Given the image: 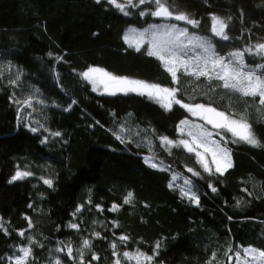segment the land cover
<instances>
[{
    "label": "trees",
    "instance_id": "obj_1",
    "mask_svg": "<svg viewBox=\"0 0 264 264\" xmlns=\"http://www.w3.org/2000/svg\"><path fill=\"white\" fill-rule=\"evenodd\" d=\"M169 6L199 26L141 17L151 10L147 4L128 6L126 16L107 0H0V264H12L8 257L23 246L32 248L29 264H55L57 258L79 264L85 239L91 249L83 250L84 264H125L124 252L151 255V264H227L229 247L264 249V147L232 143L225 132L233 167L209 175L195 154L161 140L178 139L180 121L192 119L188 111L179 105L166 111L134 93L99 94L80 75L98 66L179 87L183 103L246 116L264 143L258 98L229 95L217 81L210 87L179 73L180 83L173 84L147 46L136 51L124 39L131 27L170 22L210 39L220 55L255 51L264 43V0H169ZM213 16L228 25V41L213 35ZM245 62L254 67L264 57L245 53ZM17 76L18 84H10ZM28 98L31 107L17 103ZM18 170L32 175L10 183ZM185 179L193 181L199 205L182 196ZM122 235L128 239L121 241ZM93 254L100 259L91 260Z\"/></svg>",
    "mask_w": 264,
    "mask_h": 264
},
{
    "label": "snow or ice",
    "instance_id": "obj_2",
    "mask_svg": "<svg viewBox=\"0 0 264 264\" xmlns=\"http://www.w3.org/2000/svg\"><path fill=\"white\" fill-rule=\"evenodd\" d=\"M97 4L101 0H95ZM107 3L113 5L124 15H129L126 11L128 6L138 7L139 5H149V11H141V17L151 15L153 17L163 18L164 20L183 21L186 25H191L192 28L199 26V21L190 18L184 12H174L169 6V0H138L137 4L133 0H127V3H120L118 0H107ZM154 5V9L152 6ZM213 24L211 31L215 37L220 40L228 41L230 37L226 33L228 25L224 20L213 16ZM131 36L125 35L124 39L129 46H135L136 51H140L146 44V54L158 60L164 69L170 74L172 83L179 84L181 75L200 81L203 78L211 87L213 81H217L216 87L222 88L226 94H238L239 97L244 98H258V103L261 109H264V63H258L254 67L245 62V53L249 55H257L264 57V43L246 48L243 51L237 50L229 52L227 56L220 55L210 39L196 35L190 32L188 27H180L176 23L165 24H151L142 31L130 30ZM134 41V45H133ZM181 74V75H178ZM84 81L92 85V91L103 89L102 94L116 95L122 93L127 95L134 93L140 96H147L149 99L155 100L166 111H171L173 105H179L192 115L198 116L206 124L211 125L213 129L222 130L226 133H231L232 143H245L251 147H264V143L260 141L254 134L253 125L248 121L246 116L241 115L235 118L233 114L225 111H220L216 107L205 104H187L183 103L181 99L177 98V93L180 91L179 87H162L158 84L148 83L138 79H130L114 75L105 69L98 66H90L86 71L80 74ZM10 84L17 85L19 76L11 79ZM17 103H23L25 106H32V99L28 98ZM75 103V101H73ZM261 109H258L260 111ZM264 120V115L261 116ZM180 125H189V121L182 120ZM31 131L36 132V128H31ZM180 132L184 133V127H180ZM54 136H60V132L52 133ZM219 135V133H217ZM190 139H181L178 142L169 139L168 137H161V140L176 148H183L190 154H195L197 162L203 168V171L209 175L213 174V165L215 173L223 175L228 169L233 167L231 158V150L223 146L219 141L212 139L213 133L204 127L203 124H191L187 132ZM47 138H45L46 140ZM117 139L122 137L117 136ZM208 157H211L209 161ZM148 162V161H146ZM151 167H156L151 164ZM188 171L193 176H200V173L188 168ZM32 175L28 171H17L9 181L14 182L24 179ZM176 177H173V181ZM44 183L51 186V180H44ZM184 187L180 191L183 197H187L195 204L199 205V197L192 190L194 185L191 179H185ZM172 187V184L169 185ZM209 187L215 192L217 189L209 184ZM133 194L129 192L124 199L125 204L131 202ZM99 207V206H97ZM118 206L113 205L112 211L117 210ZM80 209L78 208L77 211ZM231 219V217L229 218ZM2 227V226H0ZM29 227H32L29 220ZM73 229H77L79 225L73 223L70 225ZM5 234L7 230L5 229ZM21 237L25 235L23 231L19 233ZM99 234L97 233V236ZM121 241H126V236H120ZM112 248H116V244H112ZM84 249H91V243L88 239L83 240L82 248L79 250V264H84ZM16 255L9 256L8 259L13 264H29L32 257V248L30 246L19 247ZM57 252H63V248H57ZM227 264H264V249H259L255 246H239L237 250L233 251L231 247L227 250ZM67 255L69 258L73 256V249L67 247ZM117 253L113 251V256ZM123 256L128 260H135L136 264H150L153 260L151 255L144 253H136L135 255L124 252ZM215 258V254H213ZM99 256L93 254L91 260H99ZM55 264H61L59 258L56 259ZM91 264V261H89ZM115 264H121L119 259H116Z\"/></svg>",
    "mask_w": 264,
    "mask_h": 264
},
{
    "label": "rangeland",
    "instance_id": "obj_3",
    "mask_svg": "<svg viewBox=\"0 0 264 264\" xmlns=\"http://www.w3.org/2000/svg\"><path fill=\"white\" fill-rule=\"evenodd\" d=\"M123 1H125V2H127V0H123ZM134 1H136V0H133V2ZM166 21H168V20H166ZM170 21V20H169ZM180 22H183V21H180ZM165 23H170V22H162V23H155V24H165ZM178 26H180V27H185V26H181V25H179V24H177ZM148 27V26H147ZM146 27V28H147ZM137 30V31H142L143 29H145V28H143V29H139V28H135V27H131V28H129L128 29V31H127V33H126V35H129V36H131V33H130V30ZM197 35V34H196ZM199 36V35H198ZM202 37V36H201ZM204 38H206V37H204ZM206 39H208V38H206ZM127 43V42H126ZM128 45H129V43H127ZM133 45H134V41H133ZM214 45V44H213ZM144 46H147L146 44L144 45ZM143 46V47H144ZM215 46V45H214ZM130 47V46H129ZM142 47V48H143ZM131 48H134L135 49V46H131ZM141 48V49H142ZM216 48V47H215ZM91 85V84H90ZM92 86V85H91ZM96 93H99V94H102L103 93V89L102 88H100L98 91H95ZM106 94V93H105ZM191 114V113H190ZM191 116H192V119H185V120H187V121H189V125H184V126H181L180 125V123H179V125H178V134H179V137H178V139H176V140H173V141H176V142H178L179 140H181V139H190V137H188L187 136V132H188V130H189V126L191 125V124H197V125H200V124H203L204 125V127L205 128H207L209 131H211L212 133H213V136H212V139H215V140H217V141H219L223 146H225L224 144H225V142H227L228 141V139L226 138V136H225V132L224 131H222V130H218V129H213L212 128V126L211 125H208V124H206V122L205 121H203V120H201L198 116H195V115H192L191 114ZM180 127H184V133H181L180 132ZM217 133H219V135H217ZM231 139H233V138H231ZM172 140V139H171ZM169 147H172V149L174 148L173 146H169ZM231 158H232V156H231ZM208 159H209V161H211V157H208ZM153 164V163H152ZM213 167V172H214V165L212 166ZM183 187H184V185H183ZM193 190V189H192ZM194 191V190H193ZM195 192V191H194ZM136 253H140V252H136ZM136 253H131V254H133V255H135ZM120 260V259H119ZM123 260H124V263L125 264H136V261L135 260H128V259H126L125 257H123ZM10 262L13 264V262L10 260ZM234 262H235V260H234ZM142 264H146V262H143L142 261ZM150 264H151V262H150Z\"/></svg>",
    "mask_w": 264,
    "mask_h": 264
},
{
    "label": "water",
    "instance_id": "obj_4",
    "mask_svg": "<svg viewBox=\"0 0 264 264\" xmlns=\"http://www.w3.org/2000/svg\"><path fill=\"white\" fill-rule=\"evenodd\" d=\"M156 19H157V20L166 21V20H164L163 18H158V17H156Z\"/></svg>",
    "mask_w": 264,
    "mask_h": 264
}]
</instances>
